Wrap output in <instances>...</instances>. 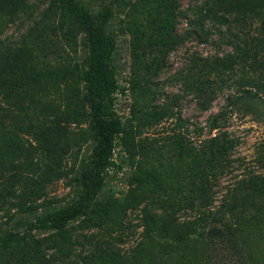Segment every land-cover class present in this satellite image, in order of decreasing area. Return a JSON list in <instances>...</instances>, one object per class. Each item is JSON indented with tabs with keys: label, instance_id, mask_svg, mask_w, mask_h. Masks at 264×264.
<instances>
[{
	"label": "rangeland",
	"instance_id": "rangeland-1",
	"mask_svg": "<svg viewBox=\"0 0 264 264\" xmlns=\"http://www.w3.org/2000/svg\"><path fill=\"white\" fill-rule=\"evenodd\" d=\"M78 1L92 12L112 9L105 31L114 39L112 107L123 129L114 155L121 168L108 172L93 213L70 223L65 239L24 234L23 251L0 253V264H264V88L236 84L239 77L264 79V0ZM207 13L213 20L201 19ZM0 40L28 48L37 42L42 51L35 70L19 60L0 73L3 85L32 90L24 99L10 94L9 105L19 108L13 121L0 96L2 233L13 219L76 201L71 176L90 140L79 139L87 135L75 113L85 109L81 98L64 111L79 93L74 74H65V84L31 81L35 71L62 74L85 61L83 28L62 0H0ZM237 41L260 43L242 72L234 62ZM22 58L27 64L31 55ZM223 132L231 146L205 168L201 150ZM188 152L200 160L198 177L183 172ZM206 173L215 175L207 207L224 211L225 220L175 255L176 242L200 226L190 207L203 203L198 189Z\"/></svg>",
	"mask_w": 264,
	"mask_h": 264
},
{
	"label": "trees",
	"instance_id": "trees-1",
	"mask_svg": "<svg viewBox=\"0 0 264 264\" xmlns=\"http://www.w3.org/2000/svg\"><path fill=\"white\" fill-rule=\"evenodd\" d=\"M62 9L71 17L73 23L83 28L84 42L82 41L81 44L87 50L85 61L83 64H74L72 68H65L62 74L48 72L42 76L40 72L35 71L31 81L36 82L38 78L42 77L50 81L53 79L55 82L59 80L62 84H65V74L73 73L75 82L80 85L79 93H75L64 106V111H67L71 105H76L73 101L75 98L78 96L81 98L85 109H79L75 113L78 117V123L86 125L87 135L81 134L79 139L84 140L87 136L90 140L88 151H83L76 158V167L71 176V180L74 182V194L77 199L71 204L45 207L37 216L31 219L19 218L11 220L10 227L0 233V253L16 254L23 251L25 247L23 243L24 234L27 233H49L58 239H65V231L70 223L93 213L92 203L103 189L108 172L121 168V163L116 162V156L114 155L116 139L123 133L121 121L112 107L113 96L118 89L113 66L114 39L110 32L105 31L106 24L113 16L112 9L108 6H101L96 12H92L78 0H62ZM213 18V13H207L201 19L213 20ZM40 36H42L41 33ZM23 43L25 42L23 41ZM259 44L255 43L251 46L246 41H237L235 43L233 55L239 72H242L243 66L247 62L253 61L258 56L257 47ZM30 45L29 48L26 46L22 47V45L13 47L3 44L0 40V73L12 62L19 60L22 61L20 65L34 68L31 65L33 59L34 61L37 60L42 51L37 47V42H32ZM24 52L31 55V59H29L27 64L22 58ZM237 81L238 87L264 88V79L258 81L257 78L247 77L245 82L248 83L246 85H243L244 81L240 77ZM13 84V82H9L3 85L0 77V96L4 107V117L6 119L10 118L11 121L16 120L19 108L17 106L15 111L13 110L14 107L9 105L10 94L16 95L18 99H24L22 97L23 94H25V97L27 93L32 92L28 83L24 85L16 83V87H13ZM30 96L29 99L33 98L32 95ZM230 146L231 140L226 137L225 132L222 135H216L208 139L204 150H201L205 156V168L214 166L215 158L221 157L222 159ZM189 157L191 160L185 166L183 172L185 175L188 172L192 178L200 176V160L198 156L195 153H191ZM214 176L213 173H206L203 181H201L198 190L201 196L205 197L202 199L203 203L193 208L191 205L192 200L190 201V210L195 209L194 212L196 211V217H193V220L201 223L199 222L200 226L197 228L193 227L190 238L176 242L174 246L175 255L183 252V249H185L182 246L183 244L188 242V247L194 242L203 241L205 230L207 231L214 224L220 225L225 220L226 214L224 211H210L207 207L208 203H210L212 193L211 180ZM79 184H85L86 189L79 190ZM18 229L22 231L20 232Z\"/></svg>",
	"mask_w": 264,
	"mask_h": 264
}]
</instances>
